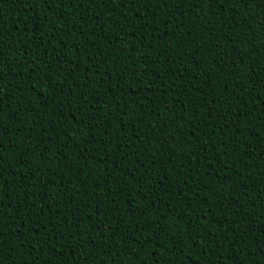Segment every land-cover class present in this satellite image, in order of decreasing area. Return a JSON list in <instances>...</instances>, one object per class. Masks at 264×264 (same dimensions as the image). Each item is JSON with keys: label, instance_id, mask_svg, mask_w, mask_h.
Listing matches in <instances>:
<instances>
[{"label": "trees", "instance_id": "1", "mask_svg": "<svg viewBox=\"0 0 264 264\" xmlns=\"http://www.w3.org/2000/svg\"><path fill=\"white\" fill-rule=\"evenodd\" d=\"M0 53V264H264V0H0Z\"/></svg>", "mask_w": 264, "mask_h": 264}, {"label": "snow or ice", "instance_id": "2", "mask_svg": "<svg viewBox=\"0 0 264 264\" xmlns=\"http://www.w3.org/2000/svg\"><path fill=\"white\" fill-rule=\"evenodd\" d=\"M54 2H55V0H54ZM120 2H122V0H120ZM221 2H223V0H221ZM97 15H98V14H97ZM181 26H182V25H181ZM2 55H3V53H0V56H2ZM0 135H2V132H0ZM49 135H51V133H49ZM137 138L139 139V134H137ZM207 151H208L207 148H204V149H203V152H204V153H207ZM204 159H206V160L208 159L207 155L204 156Z\"/></svg>", "mask_w": 264, "mask_h": 264}]
</instances>
